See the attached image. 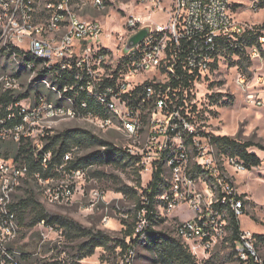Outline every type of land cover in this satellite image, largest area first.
<instances>
[{
    "label": "built area",
    "instance_id": "obj_1",
    "mask_svg": "<svg viewBox=\"0 0 264 264\" xmlns=\"http://www.w3.org/2000/svg\"><path fill=\"white\" fill-rule=\"evenodd\" d=\"M237 1L137 0L148 8L147 15L130 14L122 24L126 34H105L103 25L84 19L83 12L105 10L107 0H0V53L20 69L0 75V153L7 142L29 145L47 169L51 153L43 151V138L56 120H87L99 130L128 136H137L146 125L147 147L124 149L140 159L141 172L149 176L139 190L142 208L133 238L152 227L147 214L162 221L183 206L192 216L176 222L173 232L193 254L227 242L230 218L239 220L245 202L224 166L235 173L246 166L237 158H219L210 137L202 138L195 88L216 68L220 42L232 49L241 44L250 61L264 58V25L239 22L231 12ZM158 14L166 24L153 19ZM144 29V39L122 55L129 38ZM113 35L115 51L101 43ZM251 39L254 43L247 44ZM23 74L29 76L27 83ZM237 82L244 87L246 80L239 76ZM35 86L45 93L35 92ZM28 91L27 98L6 104L7 98ZM71 160L67 153L53 175H34L43 200L56 205L70 201L84 177L83 169L67 167ZM158 169L161 181L151 188ZM27 174L24 165L0 155V264H17L8 248L19 232L10 205ZM38 226L46 227L43 222ZM232 248L240 264H262L249 232L240 230ZM122 258L120 264H131L134 248Z\"/></svg>",
    "mask_w": 264,
    "mask_h": 264
},
{
    "label": "rangeland",
    "instance_id": "obj_2",
    "mask_svg": "<svg viewBox=\"0 0 264 264\" xmlns=\"http://www.w3.org/2000/svg\"><path fill=\"white\" fill-rule=\"evenodd\" d=\"M107 1L109 5L105 10L88 9L83 12L84 19L95 20L103 25L105 34H126L122 24L126 22L130 14L147 15L148 8L145 9L137 0ZM237 2L231 8V12L239 22L264 25V0H238ZM162 6L165 7L163 1ZM162 17L159 14L153 15L155 21L166 24L167 20ZM101 43L112 51H115L117 47L114 35L111 40L102 39ZM19 71L20 69L12 60L0 53V75L14 74ZM239 76H243L246 80L244 87L238 85ZM23 77V81L27 83L29 76L23 74ZM34 89L45 93V89L41 86H35ZM195 93L202 138L203 136L207 138L228 136L241 143L252 142L264 146V58L262 61H250L248 58L237 55H222L218 59L216 68L198 82ZM256 100H259L261 104L256 105ZM70 129L89 131L119 149L127 150L129 146L144 149L148 145L149 129L146 125L139 130L137 136H128L114 129L99 130L87 120H56L49 125L48 135ZM97 150L102 152L103 149L74 146L71 157L73 160L75 157ZM216 151L219 158L227 156L217 149ZM248 151L253 152L260 159L259 166L250 169L246 167V170L240 173H235L228 166L224 168L226 174L231 177L236 192L245 202L243 214L239 217V228L242 232H249L252 235L253 248L261 263L264 264V242L257 239V236L264 237V152L255 147ZM103 158L105 161L106 157ZM83 171L84 177L78 181L69 202L62 205L50 204L40 195L39 201L51 214L65 216L86 229L101 231L112 238L125 239L124 224H132L135 227L138 221L136 198L140 188L149 180L148 173L140 172V185H137V176L131 167L107 163L91 165ZM30 184L36 192H40L41 187L36 181ZM125 187L130 188L127 194L120 191ZM25 189L26 184L21 183L15 196L23 195ZM191 216L192 213L181 206L151 229L176 238L173 232L176 222L189 219ZM125 240L128 242L127 239ZM78 242L79 240H66L61 230L56 228L24 226L19 227L18 236L9 243L8 248L17 264L40 262L120 264L123 259L118 249L112 251L97 248L93 255L78 260L76 251ZM189 251L194 256L196 264H240L228 242H221L206 252L199 251L193 254L190 247ZM131 264L164 263L144 240L134 248V259Z\"/></svg>",
    "mask_w": 264,
    "mask_h": 264
},
{
    "label": "trees",
    "instance_id": "obj_3",
    "mask_svg": "<svg viewBox=\"0 0 264 264\" xmlns=\"http://www.w3.org/2000/svg\"><path fill=\"white\" fill-rule=\"evenodd\" d=\"M252 43H254L253 39L247 42V44ZM220 45L222 55H237L242 58H247L241 44H238L235 49L230 47V43L220 42ZM215 67L216 64L213 65V68ZM36 91L35 89V92ZM29 94L30 91L13 98H7V100H5L6 104L8 105L10 102H19L27 98ZM189 98L192 99V96H189ZM79 100H86L89 104L94 103V100L90 97L81 96ZM194 108H196V105H194ZM43 142V151H49L51 153L50 161H47V169L43 168L42 158L35 156L29 145L17 147V145L7 142L1 147L0 155L4 160L10 163L24 165L28 171L27 179L23 180V183L26 184L23 195L15 196V202L10 205L11 211L16 215L19 227L25 226L27 228H34L43 222L46 227L61 230V234L66 240H79L76 248L78 260L93 255L97 248H104L112 251L118 249L122 255L127 249L135 248L138 243H142L145 240L148 247L155 250L157 256L163 260L164 264H196L194 256L191 255L185 243L164 232L155 231L151 229V227L147 228L143 234L133 238L135 227L132 226V224L125 223L123 235L124 238L128 240V242H126L125 239H115L98 230L86 229L79 223L65 216L49 213L39 201V195H41V193L36 192L30 182L36 181L34 179L35 174H40L43 178L53 175L54 169L62 165L63 157L67 153H72V148L74 146L89 149L99 148L103 150L102 152L97 150L83 156L75 157L68 162L67 167L70 169H84L91 165L107 163H113L122 167H131L134 174L137 176V185H140L141 169L139 167V158L129 155L124 149L114 147L83 129H70L51 136L46 135L43 138ZM210 143L219 152L237 158L239 161L243 162L248 169L260 165V159L253 152H249L248 150L255 147L264 152V146L252 142L241 143L235 138H230L228 136H210ZM4 150H8V152ZM104 156L106 157L105 161L103 158ZM160 181L161 177L158 169L152 176L150 187L155 188ZM128 190H130V188L125 187L120 191L123 194H127ZM135 194L137 195V192H135ZM143 195L150 199L152 198V196L148 195L146 192H144ZM136 201L138 209H141L140 195H138ZM147 219L152 226L158 225V223L161 222L158 219H153L148 216V214ZM230 230L231 236L227 239V242L232 248L233 242L238 239L240 233L239 220L233 216L230 218ZM257 239L260 242H264V237L257 236ZM37 264L57 263L40 262Z\"/></svg>",
    "mask_w": 264,
    "mask_h": 264
},
{
    "label": "water",
    "instance_id": "obj_4",
    "mask_svg": "<svg viewBox=\"0 0 264 264\" xmlns=\"http://www.w3.org/2000/svg\"><path fill=\"white\" fill-rule=\"evenodd\" d=\"M147 30H141L137 34L131 36L127 43L125 44V47L122 50V55L127 54L131 49L135 48L146 36Z\"/></svg>",
    "mask_w": 264,
    "mask_h": 264
}]
</instances>
